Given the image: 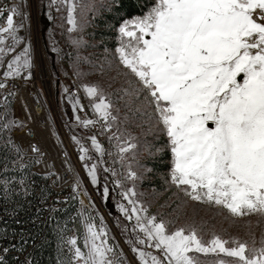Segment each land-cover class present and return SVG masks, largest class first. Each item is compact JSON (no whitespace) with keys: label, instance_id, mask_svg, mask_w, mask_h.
Masks as SVG:
<instances>
[{"label":"snow or ice","instance_id":"obj_1","mask_svg":"<svg viewBox=\"0 0 264 264\" xmlns=\"http://www.w3.org/2000/svg\"><path fill=\"white\" fill-rule=\"evenodd\" d=\"M52 2L67 6L69 32L75 31L76 0ZM17 15H23L19 7H11L6 26H0V60L14 50L4 47L6 38L21 42L17 32L23 25L14 23ZM119 34L120 63L147 91L168 137L171 182L191 201L222 208L232 217H264V0H154L144 15L125 20ZM7 68L6 78L30 70V48L25 47ZM84 91L93 101L98 98L92 107L110 131L117 120L112 103L95 85H84ZM78 104L77 100L74 109ZM76 119L85 128L97 122ZM113 138L122 139L115 134ZM90 139L103 156L96 136ZM117 147L123 163L124 154L136 144L125 140ZM80 152L81 161L89 159L87 148L81 146ZM84 166L96 185L97 165ZM112 174L117 175L114 170ZM139 178L127 165L124 179L134 185ZM115 184L127 201L117 205L119 212L134 221L135 236L127 243L139 264H204L197 254L214 255L211 264H264V240L259 247L255 240L250 245L215 233L205 240L195 224L169 231L171 222L149 215L136 199L134 186L124 189L120 179ZM108 197L105 186L103 198ZM84 227L83 249L77 237L67 241L72 253L69 264H125L123 253L109 242L103 218L98 227L89 215Z\"/></svg>","mask_w":264,"mask_h":264},{"label":"rangeland","instance_id":"obj_2","mask_svg":"<svg viewBox=\"0 0 264 264\" xmlns=\"http://www.w3.org/2000/svg\"><path fill=\"white\" fill-rule=\"evenodd\" d=\"M103 2L105 0H76L77 8L74 15L77 28L69 32L71 25L67 21V6L64 4L53 3L52 0H0V12L3 13L0 16V26H6V16L11 7L18 6L23 14L14 17L15 24L23 25L17 32L21 42L14 44L10 38H6L4 47H12L14 50L0 60V76L6 78L4 73L8 71V63L23 52L25 47L30 48L32 68L23 71L20 76L7 78H27L30 73L40 85L45 86L70 143H67L69 153L75 166H79L86 183V189L83 188L80 196H83V204L76 193L67 201L74 203L73 223L67 241L77 237L78 246L83 249L85 218L90 215L98 227L103 218V224L109 233V242L117 247L118 252L123 253L125 264H139L131 251V245L127 243L135 236L131 231L134 221H127L117 207L120 203L127 204L120 196L122 189L115 184V181L120 179L124 189L135 187L136 199L148 209L149 215L171 222L169 231L176 227L195 224L205 240L210 239L215 233L223 239L235 238L250 245L255 240L256 246L259 247L260 241L264 240V217L258 215L232 217L222 208L191 201L171 182V168L165 176L159 177L158 188L147 189L140 186L142 180H148L145 175L147 162L163 150L159 142L165 140V148L170 154L171 151L168 137L158 122L154 106L147 98V91L143 90L137 78L120 63L117 52L121 46L119 27L125 20L115 29L116 45L113 49L95 48V41L88 39L86 35L90 29L89 16L98 10ZM74 40L81 43L74 44ZM68 84L77 90V95L65 91ZM84 85L97 86L112 103V114L117 120L111 123L110 131L92 107L93 102H98V98L96 101L89 98L84 91ZM77 100L79 104L74 109L73 105ZM79 110L86 113V117L81 120L91 119L97 122L87 128L83 127L76 119ZM7 113L10 117L6 119ZM2 124L3 131L6 128L11 137L17 128L12 123L8 101ZM6 124L8 127H5ZM113 134L122 139L119 141L110 139ZM93 135L104 148L103 156L92 148L90 137ZM73 137L80 143L77 144ZM125 140L136 144V148L124 154L125 160L122 163L117 145H123ZM81 146L88 149L89 159L86 161L80 159ZM85 163L89 166L97 165L96 185L91 183ZM129 164L140 177L134 185L132 181L124 179ZM113 170L117 173L116 176H113ZM105 186L109 189L108 199L103 198ZM68 246L71 247L69 244ZM197 255L204 264H211L216 259L212 254Z\"/></svg>","mask_w":264,"mask_h":264},{"label":"built area","instance_id":"obj_3","mask_svg":"<svg viewBox=\"0 0 264 264\" xmlns=\"http://www.w3.org/2000/svg\"><path fill=\"white\" fill-rule=\"evenodd\" d=\"M0 83L5 84L4 88H0V143L3 114L8 101L12 123L17 128L10 137L12 150L21 160L31 162V173L41 178L50 192L47 197L31 203L28 214L33 215L32 221L50 225L56 211L63 208L75 193L79 201H83V196H80L83 188L86 189V183L65 146L69 141L45 86L40 85L32 75L14 79L0 76ZM67 90L71 95H77V90L71 84L67 85ZM77 116L83 119L86 113L79 110ZM33 148L38 151H33ZM3 181L0 175V183ZM6 220H13L18 227L21 226L16 215L6 211L0 196L1 231H6ZM31 248V244H22L17 235H0V259L3 264H35L30 257Z\"/></svg>","mask_w":264,"mask_h":264},{"label":"trees","instance_id":"obj_4","mask_svg":"<svg viewBox=\"0 0 264 264\" xmlns=\"http://www.w3.org/2000/svg\"><path fill=\"white\" fill-rule=\"evenodd\" d=\"M153 3L154 0H105L89 16L88 39L95 41V48L113 49L116 45V27L124 20L143 15ZM6 116V119L10 117L8 113ZM165 143V140L159 142L163 150L147 162L145 175L148 180L140 182L142 188H158L159 177L170 170L171 154L165 148ZM30 168V161L21 160L13 152L10 133L5 128L0 143V175L4 179L0 183V196L6 211L16 215L21 226L18 227L13 220H6V231L0 230V235H17L22 244H31L30 257L35 264H69L72 253L66 238L73 223L74 203L69 202L56 211L50 225L32 221L33 215L28 214L29 205L47 197L50 192L43 180L31 173ZM18 228L21 230L17 231Z\"/></svg>","mask_w":264,"mask_h":264},{"label":"bare ground","instance_id":"obj_5","mask_svg":"<svg viewBox=\"0 0 264 264\" xmlns=\"http://www.w3.org/2000/svg\"><path fill=\"white\" fill-rule=\"evenodd\" d=\"M65 146H66V148H67V150H68V152H69V149H68V145H67V143H65Z\"/></svg>","mask_w":264,"mask_h":264},{"label":"water","instance_id":"obj_6","mask_svg":"<svg viewBox=\"0 0 264 264\" xmlns=\"http://www.w3.org/2000/svg\"><path fill=\"white\" fill-rule=\"evenodd\" d=\"M118 238V237H117ZM118 240H119V238H118ZM130 258V257H129Z\"/></svg>","mask_w":264,"mask_h":264}]
</instances>
